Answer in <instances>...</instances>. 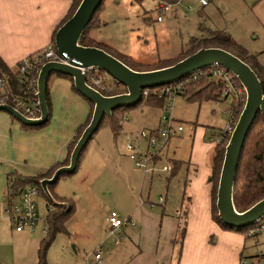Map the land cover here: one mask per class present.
<instances>
[{"label": "rangeland", "instance_id": "rangeland-1", "mask_svg": "<svg viewBox=\"0 0 264 264\" xmlns=\"http://www.w3.org/2000/svg\"><path fill=\"white\" fill-rule=\"evenodd\" d=\"M161 1L142 0L141 4H136L132 0H104L96 17L109 22V25L97 35L102 40L109 38L112 42L106 43L110 45L125 48L132 38L131 29H133L135 35L139 37L137 39L135 36L134 42L130 45L133 47L130 50L133 60L153 66L158 65L163 59L174 62L185 57L191 47L190 41L193 38L197 40L207 38L211 30L223 31L226 34L234 31L239 35L235 42L241 44L240 46L249 55L260 53L258 60L264 65V25L257 21L256 15L250 9H246L240 0H208L209 4L205 7L200 5L199 0H179L175 4L164 1V9L167 8L165 12L155 9ZM159 15L162 20L157 22L156 18ZM228 15L236 17L237 20L228 22ZM95 75L102 79L101 85L106 89V93L125 92L123 86L116 84L115 80L107 75L102 73ZM203 85L202 83L196 86L195 91L185 90L183 94H193L203 88ZM211 88L205 89L197 98H208V96L212 98ZM170 101L166 100L163 108L139 106L136 109H128L125 119L143 113L153 125L158 122L159 115L165 117L169 114L167 107L170 106L171 117L184 122V131L180 134V138L169 141L170 146L172 143L178 145L177 156L181 159H185L191 149L190 138L186 137V133L191 129L192 121L214 128L213 133L208 130L206 143L211 135L215 134L216 137L223 130L226 117L221 115V112L230 106L229 100L217 106L214 103L216 101L193 102L187 101L183 96H175ZM125 119L123 122H126ZM104 133L108 136L111 134L106 128H101L98 138L102 139ZM196 133L194 139L198 140V131ZM109 140L112 146L102 154L103 158L96 160L88 157L89 159L86 160L88 151L90 156L91 146H94L92 141L76 172L62 176L53 186V195L58 199L73 202L75 211L65 224L68 235L56 234L47 249L46 264H83L85 255L93 259L95 249L101 244H103L101 259L94 264H131L138 253V247L128 235L138 234L140 231V224L136 222L131 212L139 206L140 212L151 220L153 215L161 214L163 207L159 205L161 204L159 197L161 195L165 197V176L168 174L158 176L155 173L152 178L150 175L143 177L125 156V143L122 144V139L118 137ZM213 149L209 150L210 154ZM168 191L172 192V196L167 194V207L174 208L178 203L176 200L178 191L172 185ZM35 204L39 222L33 234L14 232L9 221L0 217V264H37L39 245L46 236L42 232L48 205L45 195H39L35 199ZM112 211L123 218L132 217L135 221L134 228L124 230V238L118 245H115L111 238H107L105 219ZM183 217L184 213L181 216L182 223ZM150 232L153 233L149 231L142 236L144 259L147 261L153 253L154 245ZM139 248L141 249L140 245Z\"/></svg>", "mask_w": 264, "mask_h": 264}, {"label": "crops", "instance_id": "crops-1", "mask_svg": "<svg viewBox=\"0 0 264 264\" xmlns=\"http://www.w3.org/2000/svg\"><path fill=\"white\" fill-rule=\"evenodd\" d=\"M240 1L246 9H250L256 15L257 21L264 25V0ZM161 2L164 3V0ZM71 4L72 0H0V59L7 67L15 70L17 63L23 58L52 47L54 32L64 21ZM230 8L232 10V7ZM236 20V17L228 15V22ZM108 25L109 22L97 16L88 37L95 44L105 46L112 52L133 60L130 51L133 47L130 45L135 40L134 30L131 29L132 38L127 47L119 48L106 43L112 42L109 38L102 40L97 35ZM228 34L234 41L238 40V33L230 31ZM136 37L139 39L138 36ZM47 92L50 117L48 123L41 128L26 129L8 113L0 111V210L4 209L10 201L17 200V198L11 200L7 198L8 177L19 179L35 177L62 163L78 129L84 126L91 116L92 108L89 102L75 91L73 82L69 79L60 77L58 74L51 75L47 83ZM222 102L214 103L217 106ZM228 108L224 109L221 115ZM125 117L126 112L123 119ZM160 117L159 115L158 122L152 125L148 122L146 115L136 114L129 119L126 118V122H121V130L117 135L106 128L112 135L108 136L104 133L102 139L98 138V131L89 143L90 145L93 141L94 146H91L90 156L88 151L86 160L89 159L88 157L96 160L103 158L102 154L112 146L109 138L120 137L123 144L127 134H137L143 129H157ZM176 121L184 126L183 121ZM190 128V131L186 133L191 143L187 157L185 159L178 157V145L172 143L170 146L168 143L158 163L159 165L168 163L172 168L171 172L165 176V197L163 203L159 204L163 207L161 214L153 215L151 220L140 212L139 206L131 212L136 222L140 224L138 234L128 235L138 247V253L131 264L136 262L144 264H261L264 261V234L250 236L226 231L212 220V183L210 182L212 154L209 150L214 146L206 143L205 139L208 130L212 132L214 128L210 125H199L193 121ZM197 131L198 140L194 139ZM212 137H215V134L209 138ZM160 174L165 173L156 175ZM150 176L152 178L155 174ZM171 185L178 191V198H176L178 203L174 205V208L167 207V194H172L168 191ZM183 213L186 217V230L183 240L177 243L174 240L178 226L182 222ZM3 219L6 218L3 217ZM149 231H153L150 233L154 245L153 253L147 261L144 259L142 236ZM255 238L257 239L253 240Z\"/></svg>", "mask_w": 264, "mask_h": 264}, {"label": "water", "instance_id": "water-1", "mask_svg": "<svg viewBox=\"0 0 264 264\" xmlns=\"http://www.w3.org/2000/svg\"><path fill=\"white\" fill-rule=\"evenodd\" d=\"M103 0H81L72 16L57 30L54 47L61 55L66 54L68 63L47 62L38 76L37 91L41 116L29 120L8 105H0V111L8 113L26 127H41L48 121L46 101L48 79L53 74L72 78L75 90L93 104L88 125L76 141L66 166L59 167L50 178L40 181V187L52 204L57 203L48 187L55 185L62 176L76 172L80 157L90 140L100 128L105 116L117 109L135 108L142 100L146 90L169 86L194 72L214 65L221 66L232 73L245 89L246 102L234 131L225 146L219 173L215 208L219 220L227 227L244 229L254 226L264 217V198L244 212L236 211L233 203V188L236 169L246 137L258 115L264 118V91L254 71L242 60L220 48H200L175 64L151 71L138 72L128 68L121 61L97 47H85L79 40L91 22ZM74 61V62H72ZM99 70L123 86L124 93L104 96L86 82L82 70Z\"/></svg>", "mask_w": 264, "mask_h": 264}, {"label": "built area", "instance_id": "built-area-1", "mask_svg": "<svg viewBox=\"0 0 264 264\" xmlns=\"http://www.w3.org/2000/svg\"><path fill=\"white\" fill-rule=\"evenodd\" d=\"M199 3L201 6H206L209 1L199 0ZM155 9L160 12L167 11V8L164 9L163 2H159ZM156 20L160 22L162 17L159 15ZM53 61L68 63L66 54L63 53L60 55L54 47L36 52L20 60L16 65V70L17 80L22 86V89L19 94L14 93L9 87L6 79L0 77V105L12 107L29 120H38L41 116L37 91L38 76L42 66L47 62ZM82 71L85 74L86 82L89 86L97 91H106L101 85L102 79L95 74L102 73L105 76L107 74L92 69ZM204 76L221 89L219 100L216 101L217 103L226 100L230 101L229 108L223 113L224 117H226L223 130L217 134L216 137L209 138L208 144L212 146L227 144L246 102L245 89L232 73L221 66L214 65L192 73L188 77L180 80L176 85L173 83L169 86L156 89L159 90L160 94L164 93L168 95L172 101L179 93H184L186 87L190 83ZM147 92L148 90L144 91L143 96L147 95ZM167 108L169 114L165 117H160L159 127L157 129H143L137 134H127L125 136L124 154L143 177L155 173L168 174L171 172L172 168L170 164L163 163L159 165L158 163L169 141L179 137L184 131V126L177 123L174 118L171 117V107L169 106ZM9 180L10 177H8V182ZM39 195H41L40 186L36 184H28L18 190L8 188L7 198L10 200L17 198V200L14 202L10 201L4 209L0 210V217L6 218L15 232L35 233L39 222L36 213L35 199ZM159 201L163 203L164 197L160 196ZM151 207H153V205H151ZM105 220L107 222V238H111L115 245L121 243L124 238L125 229L135 227V221L132 217L123 218L115 211L110 212ZM42 232L45 234L47 233L46 224ZM248 234L250 236L264 234V217L249 230ZM102 248L103 244L95 249L93 259H91L89 255H85L83 264H94L98 262L101 259ZM261 264H264V261H262Z\"/></svg>", "mask_w": 264, "mask_h": 264}, {"label": "trees", "instance_id": "trees-1", "mask_svg": "<svg viewBox=\"0 0 264 264\" xmlns=\"http://www.w3.org/2000/svg\"><path fill=\"white\" fill-rule=\"evenodd\" d=\"M81 0H72L71 7L68 11L67 16L65 17L64 21L61 23V25L68 20L76 8L78 7L79 3ZM136 4H141L142 0H132ZM170 4H175L179 0H164ZM104 0L102 1L100 7L94 14L91 22L88 24L86 29L84 30L80 40L79 44L81 46L85 47H97L99 49L104 50L111 56L115 57L119 61H121L124 65H126L128 68L138 71V72H144V71H151V70H156V69H161L165 68L168 66H171L175 64L176 62L184 59L185 57L191 55L192 53L196 52L200 48H220L223 49L234 56L238 57L240 60H242L244 63H246L256 74L258 77L262 89L264 91V65L261 64L258 60V55H249L248 52L243 49L237 42H235L228 34H226L223 31H209L208 34L209 36L206 38H201L199 40L193 38L190 41V49L189 53L187 55L177 61L174 62H169L167 61H162L158 62V65H144L142 63L135 62L131 60L129 57L122 56L119 54H116L112 52L110 49L106 48L105 46L95 44L89 37L88 33L89 30L92 28L95 20H96V14L98 11L101 9L102 4ZM148 20V18H145ZM60 25V26H61ZM53 35V44L52 47H54V36ZM55 48V47H54ZM60 77H64L72 81V78L64 75L58 74ZM0 77L5 78L7 83L9 84V87L14 93H20V90L22 89V86L17 80V70L10 69L7 67V65L0 59ZM207 81V82H206ZM206 82V83H205ZM116 83V82H115ZM178 82L174 83L175 85L178 84ZM204 84L203 88L199 89L197 92H192L193 94L187 93L188 95H184L183 92L179 93L177 96H183L186 98L188 101H197V102H202V101H218L220 97V91L221 89L219 86H217L214 82L210 81L208 78L201 77L197 81L190 83L186 87V91L191 92L197 90L195 88L196 86H199L201 84ZM118 84V83H116ZM119 85V84H118ZM211 88L210 95L212 96L208 98H197V96L201 95L202 92L209 88ZM189 88V89H187ZM76 91V90H75ZM77 92V91H76ZM102 95L104 96H113L121 93H106L105 91L98 90ZM78 93V92H77ZM213 94V95H212ZM83 97V96H82ZM84 98V97H83ZM166 100H170L169 96L164 94V93H159V90L157 89H151L148 90L147 95L143 96L141 102L136 106H153V107H160L163 108L165 106ZM46 101H47V109H48V120L50 117V102H49V97H48V92L46 93ZM86 101H88L86 99ZM89 102V101H88ZM92 111H93V104L89 102ZM135 107V108H136ZM125 108L117 109L111 113L110 116H105L101 122L100 128H108L114 135H117L120 130H121V122L123 121L124 118V113L126 112ZM91 111V115H92ZM91 116L88 119V122L82 126L80 129H78L74 141L70 145L68 149V154L65 158V160L62 163H59L55 165L53 168L49 169L43 174L37 175L35 177L31 178H25V179H19V178H13L10 177V180L8 182V188L18 190L23 188L25 185L28 184H36L40 186V181L45 178H50L54 171L58 169L59 167L66 166L69 162V157L70 153L80 137L82 131L84 128L88 125L90 121ZM48 121L46 122V124ZM45 124V125H46ZM43 125V126H45ZM41 126V127H43ZM41 127H26V129H38ZM98 130V131H99ZM95 135V134H94ZM93 138V137H92ZM92 140V139H91ZM90 140V141H91ZM90 143V142H89ZM89 145V144H88ZM87 145V147H88ZM225 146L226 144H220L214 146V149L212 151V158H211V169H212V175L210 177V182L212 183V208H211V216L212 220L218 224L222 229L226 231H231V232H236V233H244L248 235V232L252 227L244 228V229H233L225 226L218 218L217 216V211L215 208V202H216V192H217V185H218V179H219V173L223 161V156H224V151H225ZM87 147L83 151L80 160L82 159ZM79 160V163H80ZM79 166V164H78ZM78 169V168H77ZM54 185L49 186L48 189L54 199L58 201L62 205H56L52 204L48 201L47 199V215L45 219V224L47 226V233L45 238L40 242L39 245V250H38V262L37 264H46L45 261V255L46 251L49 248L52 240L54 239L55 235L58 233H66L68 235V232L65 228V224L68 221V219L73 215L75 211L74 203L66 201L64 199H58L56 198L53 193H52V188ZM41 190V187H40ZM41 195H44L42 190H41ZM185 195V193H184ZM264 198V118L261 115H258L254 124L252 125L246 140L243 145V149L241 152V156L239 159V163L236 169V174H235V181H234V188H233V203L236 211L238 212H244L247 209H249L251 206L259 202ZM188 200V199H186ZM186 205V204H185ZM185 209V207H184ZM186 230V217L184 213L183 217V223L178 226L177 232H176V237L174 242H177L178 238V243L183 240L184 234ZM255 236V235H253Z\"/></svg>", "mask_w": 264, "mask_h": 264}]
</instances>
